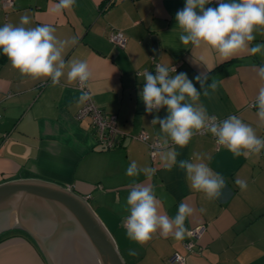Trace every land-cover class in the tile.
<instances>
[{
	"label": "crops",
	"instance_id": "0c3cea01",
	"mask_svg": "<svg viewBox=\"0 0 264 264\" xmlns=\"http://www.w3.org/2000/svg\"><path fill=\"white\" fill-rule=\"evenodd\" d=\"M58 0H14L6 10L0 4V26L18 24L22 15L31 18L29 26L50 24L61 40L69 41L66 60L87 61L92 77L88 92L105 113L116 116L123 133L114 147L98 143L90 118H76L83 104L77 84L52 86L21 76L7 57L0 53V183L13 179L37 178L69 187L84 197L114 237L126 264H169L174 252L185 256V264H264V151L249 158L234 157L222 146L216 147L209 134L193 136L183 148L175 146L177 160L205 157L213 171L226 180L218 200L207 201L203 193L190 189L185 172L165 159L173 147L159 148L151 158L148 146L133 136L144 132L158 139L159 124L154 117L167 116V109L148 114L139 93L144 70L155 74L158 63L176 66V73H186L197 90V76H207L208 83H220L212 98L201 94L209 115H237L251 124L258 136L256 110L249 104L261 86L256 69L264 64V53L237 54L221 62L216 52L207 48L183 46L178 39L175 14L185 0H75L70 10L57 11ZM217 0L205 7H217ZM112 29L126 35L124 46L108 39ZM75 38L77 43L72 44ZM264 43V33H256L252 42ZM210 159H207L209 158ZM132 161L138 167L155 168L148 180L143 173L130 178L126 169ZM237 178L247 181L243 191ZM150 183L162 203L161 212L174 217L185 202L196 211L185 221L189 232L183 240L158 234L145 245L127 238L122 222L126 217L128 185ZM206 211L201 214L199 209ZM203 227L194 239L191 230ZM193 240V250L184 243ZM134 249L135 256L129 255ZM0 264H47L36 242L20 229L0 239Z\"/></svg>",
	"mask_w": 264,
	"mask_h": 264
},
{
	"label": "clouds",
	"instance_id": "9594fccd",
	"mask_svg": "<svg viewBox=\"0 0 264 264\" xmlns=\"http://www.w3.org/2000/svg\"><path fill=\"white\" fill-rule=\"evenodd\" d=\"M212 0H185L183 9L175 14L178 39L183 46L193 48L207 47L218 54L221 62L233 59L237 54L251 55L264 53V43L253 45L256 33H264V0H217V7H205ZM75 0H58L57 11L70 10ZM31 18L24 14L19 23H6L0 26V53L7 57L13 69L21 76L43 82L50 81L52 86H62V79L69 85L77 84L80 89L78 103L85 104L92 99L86 90L92 77L85 60L64 58V50L69 41L57 37L56 28L50 24L29 26ZM71 43H77L73 38ZM143 81L140 99L148 114L167 109V116H156L152 125L159 124L161 148L173 147L167 151L165 159L172 166H178L185 172L186 181L191 190L203 193L209 202L218 200L226 188L224 177L213 171L205 162V157L196 155L193 159L177 160L179 155L175 146L183 148L197 134H211L215 143L230 151L234 157L249 158L264 151V137L258 136L255 128L237 115H229L221 120L209 115L206 107L198 103L201 94L212 98L220 87L213 80L208 83L207 76H197L200 90L194 86L186 73H176L171 62L158 63L155 74L144 70L138 73ZM256 77L261 86L257 95L249 104L256 110L258 126H264V64L256 69ZM207 159H210L207 158ZM156 169L138 167L132 161L126 169L130 178L141 173L150 180ZM235 184L241 191L247 188V181L237 178ZM126 197L127 215L122 222L127 238L140 245H145L158 234L183 240L189 229L185 221L196 211L192 206L181 202L174 217L161 212L162 203L150 183H138L133 180L128 185ZM204 207L199 209L203 214ZM130 256L137 255L134 249Z\"/></svg>",
	"mask_w": 264,
	"mask_h": 264
},
{
	"label": "water",
	"instance_id": "95a60500",
	"mask_svg": "<svg viewBox=\"0 0 264 264\" xmlns=\"http://www.w3.org/2000/svg\"><path fill=\"white\" fill-rule=\"evenodd\" d=\"M15 229L32 237L47 264H126L89 202L58 183H0V234Z\"/></svg>",
	"mask_w": 264,
	"mask_h": 264
},
{
	"label": "built area",
	"instance_id": "2783aa9c",
	"mask_svg": "<svg viewBox=\"0 0 264 264\" xmlns=\"http://www.w3.org/2000/svg\"><path fill=\"white\" fill-rule=\"evenodd\" d=\"M0 4L2 9L6 10L14 5V0H0ZM108 39L115 44L124 46L126 42V35L122 30L112 29L108 33ZM174 67L176 69L175 65ZM86 90L88 91V88ZM85 116H88L90 118V122L94 127L98 143L107 148L114 147L119 143L121 137L123 136V133L117 128L116 116L114 114L103 112L91 99L87 103L83 104L76 114V118L78 119H81ZM218 118L223 120L227 117ZM209 135L212 137L210 133ZM133 137L144 142L148 146L152 159L154 158L156 150L161 148L159 146L160 141H158V139L155 137H150V135H148L147 133L140 132ZM261 137H264V135H262ZM212 138L215 142L214 137ZM215 145L216 147H220L216 143ZM202 231L203 227H197L191 230V234L194 239H197L202 234ZM184 246L188 251L193 250V240L185 242ZM167 261L169 264H185L186 259L183 254L174 252L169 255Z\"/></svg>",
	"mask_w": 264,
	"mask_h": 264
},
{
	"label": "trees",
	"instance_id": "16d2710c",
	"mask_svg": "<svg viewBox=\"0 0 264 264\" xmlns=\"http://www.w3.org/2000/svg\"><path fill=\"white\" fill-rule=\"evenodd\" d=\"M11 232H12V230H11V231H7V232H5V233H2V234H0V239H1V238H3V237H5L6 235L10 234Z\"/></svg>",
	"mask_w": 264,
	"mask_h": 264
}]
</instances>
